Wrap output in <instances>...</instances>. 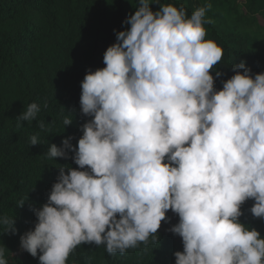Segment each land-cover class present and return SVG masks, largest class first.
I'll return each mask as SVG.
<instances>
[{
  "label": "clouds",
  "instance_id": "9594fccd",
  "mask_svg": "<svg viewBox=\"0 0 264 264\" xmlns=\"http://www.w3.org/2000/svg\"><path fill=\"white\" fill-rule=\"evenodd\" d=\"M152 4L139 0L130 29L104 53L106 67L82 81L80 108L91 119L78 147L71 137L49 147L53 160L71 150L79 170L60 168L34 230L21 236V250L40 264H67L84 244L123 255L159 243L169 211L183 241L175 264H264V238L240 222L249 200L264 219V73L233 64L236 74L217 90L211 72L222 75L223 49L206 39L212 5L189 17L183 5L154 12ZM40 110L33 102L18 120L31 124ZM30 143L40 144L35 135ZM0 224L17 233L15 219ZM6 250L0 264H9Z\"/></svg>",
  "mask_w": 264,
  "mask_h": 264
},
{
  "label": "trees",
  "instance_id": "16d2710c",
  "mask_svg": "<svg viewBox=\"0 0 264 264\" xmlns=\"http://www.w3.org/2000/svg\"><path fill=\"white\" fill-rule=\"evenodd\" d=\"M157 2V0H153ZM187 9L188 16L211 4L206 18L207 40L223 49L215 69V87L234 76L233 64L246 62L253 77L264 73V0H158ZM139 0H0V218L15 219L16 234L0 224V247L9 264H40L38 257L21 250V236L34 230L35 210L48 202L61 167L79 170L74 153L49 159L52 144L62 141L78 147L82 126L91 117L80 108L81 83L86 74L106 67L104 53L117 42L116 34L130 29L125 20L135 14ZM241 73L243 70H240ZM40 106L31 124L18 118L31 103ZM45 104L47 107H45ZM65 117L73 119L65 126ZM43 121L46 130L39 127ZM22 124V126H21ZM35 135L38 145L32 146ZM23 207H19L20 201ZM255 201L242 206L240 222L256 229L264 238V219L251 213ZM170 222H162L159 243L110 255L105 246L84 244L70 255L67 264H175V253L183 252V241L170 229L179 217L169 211Z\"/></svg>",
  "mask_w": 264,
  "mask_h": 264
}]
</instances>
